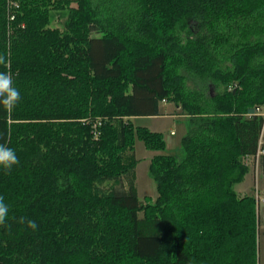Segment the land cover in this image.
<instances>
[{
  "label": "trees",
  "instance_id": "1",
  "mask_svg": "<svg viewBox=\"0 0 264 264\" xmlns=\"http://www.w3.org/2000/svg\"><path fill=\"white\" fill-rule=\"evenodd\" d=\"M71 3L0 0V71L21 93L0 109L19 157L0 169V264H259L258 200L236 186L264 132V0ZM164 102L187 130L178 155L152 158L157 198L141 200L136 143L167 142L133 119Z\"/></svg>",
  "mask_w": 264,
  "mask_h": 264
},
{
  "label": "rangeland",
  "instance_id": "2",
  "mask_svg": "<svg viewBox=\"0 0 264 264\" xmlns=\"http://www.w3.org/2000/svg\"><path fill=\"white\" fill-rule=\"evenodd\" d=\"M71 1L73 2L71 3V7L77 8L78 0ZM67 17L68 11L66 10L53 11L52 27L64 29ZM12 34L13 33H11V35ZM161 107L164 117H139L134 121L135 125L138 127H147L151 131L162 133L167 142V149L164 153L149 151L140 141H137L136 143L135 156L139 163L135 170V176L141 200L149 197L154 201L157 198V185L149 173L152 158L157 154L178 155L181 151L180 142L187 130V120L179 115V109H177L173 104L168 103H162ZM260 107L263 109L264 113V106ZM173 134L174 136H171ZM245 163L249 167V173L243 183L236 186V191L242 197L255 196L258 200L257 208L260 217L258 263L264 264V203L262 202V200H264V157L262 156L259 159H252V157H248ZM122 183L123 186L121 185L117 188L121 189L125 187L127 189L128 185L126 180H123Z\"/></svg>",
  "mask_w": 264,
  "mask_h": 264
},
{
  "label": "clouds",
  "instance_id": "3",
  "mask_svg": "<svg viewBox=\"0 0 264 264\" xmlns=\"http://www.w3.org/2000/svg\"><path fill=\"white\" fill-rule=\"evenodd\" d=\"M7 57L0 54V65H7ZM21 102V93L15 86L13 76L10 72L0 71V109L5 112H11ZM19 164V157L16 151L9 147L6 143H0V169L5 172L11 170ZM9 214V206L5 202L4 197L0 196V226L5 225ZM20 224L26 225L27 228L35 231L38 225L35 220L22 217Z\"/></svg>",
  "mask_w": 264,
  "mask_h": 264
},
{
  "label": "built area",
  "instance_id": "4",
  "mask_svg": "<svg viewBox=\"0 0 264 264\" xmlns=\"http://www.w3.org/2000/svg\"><path fill=\"white\" fill-rule=\"evenodd\" d=\"M13 6V4H10V7ZM16 6V4L14 5V7ZM9 19L10 21H14L15 17L14 15H12L11 13L9 14ZM166 103V102H164ZM255 115L257 116H262L264 118V113H263V109L261 107L256 108V112ZM174 135V134H173ZM264 157V132L261 135L260 141H259V145H258V150L255 156L252 157V159H259L260 157ZM262 202L264 203V200H262Z\"/></svg>",
  "mask_w": 264,
  "mask_h": 264
},
{
  "label": "crops",
  "instance_id": "5",
  "mask_svg": "<svg viewBox=\"0 0 264 264\" xmlns=\"http://www.w3.org/2000/svg\"><path fill=\"white\" fill-rule=\"evenodd\" d=\"M161 110H162V107H161ZM160 117H164V116H160ZM153 118H157V117H153ZM137 118H134L133 119V122L136 120ZM174 133V132H173ZM171 136H174V135H171Z\"/></svg>",
  "mask_w": 264,
  "mask_h": 264
}]
</instances>
